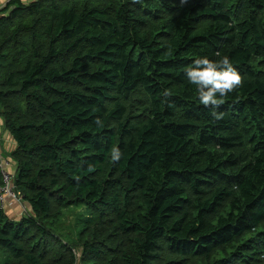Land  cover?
Masks as SVG:
<instances>
[{
    "label": "trees",
    "instance_id": "16d2710c",
    "mask_svg": "<svg viewBox=\"0 0 264 264\" xmlns=\"http://www.w3.org/2000/svg\"><path fill=\"white\" fill-rule=\"evenodd\" d=\"M200 56L242 79L215 109ZM0 115L29 207L0 264H264V0H9Z\"/></svg>",
    "mask_w": 264,
    "mask_h": 264
},
{
    "label": "clouds",
    "instance_id": "9594fccd",
    "mask_svg": "<svg viewBox=\"0 0 264 264\" xmlns=\"http://www.w3.org/2000/svg\"><path fill=\"white\" fill-rule=\"evenodd\" d=\"M184 75L188 83L194 86L198 103L213 109L217 108L221 100L231 94L242 83L238 70L228 56L219 59L200 56L193 60L192 65L186 69ZM212 114L218 115L215 112ZM96 123L103 127L102 121L97 120ZM120 158V149H113L111 159L115 162Z\"/></svg>",
    "mask_w": 264,
    "mask_h": 264
},
{
    "label": "crops",
    "instance_id": "0c3cea01",
    "mask_svg": "<svg viewBox=\"0 0 264 264\" xmlns=\"http://www.w3.org/2000/svg\"><path fill=\"white\" fill-rule=\"evenodd\" d=\"M9 0H0V10L7 4ZM23 2L29 0H22ZM15 142L11 134L7 131L5 127V120L0 115V158L10 159L11 152L15 149ZM12 161V160H11ZM13 168L16 167L15 163L12 161ZM24 210L29 211V207L26 204H17L13 201H8L4 207L6 215L10 219H19L24 215Z\"/></svg>",
    "mask_w": 264,
    "mask_h": 264
},
{
    "label": "built area",
    "instance_id": "2783aa9c",
    "mask_svg": "<svg viewBox=\"0 0 264 264\" xmlns=\"http://www.w3.org/2000/svg\"><path fill=\"white\" fill-rule=\"evenodd\" d=\"M15 168L12 161L7 158H0V208L4 209L8 201L22 205V198L15 190ZM25 212V210H24Z\"/></svg>",
    "mask_w": 264,
    "mask_h": 264
},
{
    "label": "rangeland",
    "instance_id": "374dc122",
    "mask_svg": "<svg viewBox=\"0 0 264 264\" xmlns=\"http://www.w3.org/2000/svg\"><path fill=\"white\" fill-rule=\"evenodd\" d=\"M85 212H86L85 207H81V206L70 207L62 211L63 213L62 217L60 218L59 222L56 224L57 233L60 236V238L65 240V237L70 236L72 239L76 240L75 238L76 230L78 229L77 224L80 221V218L83 217V215H85ZM230 249H231L230 247L225 248L226 251H229ZM75 250L77 251L76 253H79V248H75ZM3 258H4L3 255L0 253V260H2ZM262 261L264 260L262 259ZM154 264H160V262H156Z\"/></svg>",
    "mask_w": 264,
    "mask_h": 264
}]
</instances>
